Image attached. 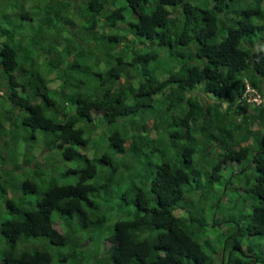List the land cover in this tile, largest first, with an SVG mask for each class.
Segmentation results:
<instances>
[{"label":"trees","instance_id":"1","mask_svg":"<svg viewBox=\"0 0 264 264\" xmlns=\"http://www.w3.org/2000/svg\"><path fill=\"white\" fill-rule=\"evenodd\" d=\"M115 1L50 0L38 13L26 10L23 0L17 21L29 24L7 17V28L0 29V111L9 107L18 121L10 122L12 140L41 132L49 148L56 145L65 160L83 164L74 170L75 183L53 184L36 208L14 196V190L38 193L29 175L33 162L15 168L24 174L21 184L3 185L0 171V264H76L86 253L92 264H264V138L258 132L264 125V0H212L208 7L189 0ZM127 10L135 17H126ZM70 13L85 17L84 35L70 38L69 27L79 28ZM163 59L169 64L162 69L157 62ZM56 74L59 90L49 88ZM248 86L260 103L247 102ZM155 118L161 129L156 140L148 127ZM141 132L148 133L147 143ZM250 147L256 175L242 186L223 172L240 163L246 168L235 176H246L242 163ZM168 149L178 151V161ZM198 151L200 163H194ZM142 154L144 175L127 168L130 157ZM122 167L132 173L127 188ZM101 190L102 199L94 202ZM212 203L235 212L224 223L239 228L220 239L214 255L201 243L206 230L195 215L204 217ZM56 210L66 223L77 218L82 232H59ZM112 210L120 215L104 239L100 232ZM176 210L188 215L178 217ZM19 243L24 251L17 254Z\"/></svg>","mask_w":264,"mask_h":264},{"label":"rangeland","instance_id":"2","mask_svg":"<svg viewBox=\"0 0 264 264\" xmlns=\"http://www.w3.org/2000/svg\"><path fill=\"white\" fill-rule=\"evenodd\" d=\"M48 1H50V0H24V2H25L24 4L26 5V10H30V9H32V7H35L38 9L37 10V11H39L38 13H40V12H42L45 4ZM51 1H54V0H51ZM62 1L72 2L74 0H62ZM109 1H112V0H109ZM189 1L193 4H201V6H205V7L210 6V3L212 2V0H189ZM15 2H16V4H15ZM19 2L23 3V0H0V19L4 18V23H1V21H0V29L5 28V27L7 28V26H5V24L7 25V21H6L7 17H15L16 23L22 24L24 26H27L29 24L28 21H25L23 19H22V22L17 21L18 17H22L20 13L23 11L22 7H17V4ZM115 3L118 5H123L126 3V0H116ZM35 4H37V5L39 4V8L37 6H35ZM19 5L22 6V4H19ZM14 6H16V7L14 8ZM77 8L79 9V5L77 6ZM125 15H126V17H129V19H131L130 18L131 15L133 17H135L134 14L132 12H130L129 10L126 11ZM68 16L73 17L75 20L74 22L79 25V28H77L75 30L72 29V27H69L71 30V32L69 31V33H68L70 35V38L76 34L84 35V31H82V28L85 26V17L83 16V14L70 13ZM52 17H58V16H52ZM136 20H137L136 18H133V21H136ZM61 24L64 25L63 23H61ZM58 27L60 28L59 31L62 32L63 28L60 25ZM64 27H66V26H64ZM54 28H55V26H53V29ZM1 33L2 32H0V34ZM54 34L55 33H52V35H54ZM54 45L58 46V49H57L58 51H62V48H60L61 47L60 44L56 43ZM157 47L158 46H156V48ZM165 52H166L165 49H161V54H162L163 58H166V56H164ZM157 63H158V66L162 69L164 67H166L167 64H169L167 59L159 60ZM57 78H58V75L56 74L54 76V79L58 80ZM56 87H58V85H56ZM197 94L200 95L203 100H206V101L210 100L208 95H206L203 91H200ZM68 107H70V109L72 108L71 105H69ZM155 107L157 110H159L160 106L157 103H155ZM9 111L12 113L13 110H11L9 107H4L0 111V171H1V173L4 172L5 174L4 173L3 174L6 176L5 180H3L2 183H3V185H6L9 181V182H13V184H15V183L21 184L22 181L24 180V174L23 175L22 174L17 175V173L14 172L16 170L15 168H17L18 165H22L21 169H23L25 167V163L33 162V164L30 167L33 168V170H34L35 169L34 164L39 162L41 164L40 165L41 170L38 171L37 175L34 178V180L37 181L38 186H39L38 193L37 194L29 193L27 195H20L19 197L16 196V195H18L17 192H16V195L14 194V196L17 197V200H19L20 198H25L27 200V202H29L27 207L36 208L38 205L39 198L43 197V195L45 194V191L50 186H53V184H55V183L64 184L67 182H74L75 183L79 177V174L75 173L74 170L77 169L78 167H81L83 164L79 166V164L77 163L78 161L65 160L61 156L60 151L56 147V145L54 147L49 148L46 145V140L45 139L43 140V136H42L41 132H37L36 133L37 137L34 139L30 138V139L24 140L25 137H21L19 139L20 141L12 140V138H13L12 130L14 129L15 126L13 127L10 122H12V121L15 122L17 120H16V118H12V114L9 113ZM72 113H73V111L70 112V116L72 115ZM156 121L157 120L155 118L154 120H150V122H148V127H150V131H149L150 137L149 138H152L154 140H156V138H160V133H161V129L160 130L158 129V125H157ZM258 128H259L258 132H260V136L262 138H264V125H258ZM84 129L89 130L90 127L86 125V126H84ZM13 131H15V130H13ZM23 133H24V131L19 133V135H22ZM140 136H141V140L146 141V139H147L146 137L148 136V133H146L144 135V133L141 132ZM48 140H49V138H48ZM99 142L101 145H104V146L106 145V147H107V143H106L104 136H102V138L99 140ZM146 143H147V141H146ZM250 143H252V141L248 142V144H250ZM97 144L100 146L99 143H97ZM77 147L80 149L81 152H83L82 146L81 147L77 146ZM106 147H104V149H106ZM144 147H145V149H148L147 144ZM197 147H198V150L202 149L199 142L197 144ZM46 149H48V150H46ZM250 149H251L250 150L251 155H250L249 159L242 163V166L247 165L246 176H239V175L237 177L235 176V173L242 172V170L244 168H246V167H244L242 169L240 163H233L232 165L231 164L227 165L226 166L227 171L223 172L224 175H226L227 177H230V179H234V181L236 183H241L242 186L244 184V181H247L248 179L253 181V178L256 175L255 167L252 164H250V162L253 160L254 154H256L255 148L250 147ZM109 150H110V148H108V151ZM108 151H106V152H108ZM167 152H168V155L172 161H178V159H177L178 151L177 150L168 149ZM145 156H146L145 154H142L140 156L130 157L127 168L128 169L132 168L133 170L135 168H137V172L142 173L144 175V172L148 171V168L145 166L146 161H143L142 164H139V165H138V163H140L142 159H145L147 157V156L146 157ZM200 159H201V153L198 151V153L196 154V156L194 158V163H200ZM117 160L119 161V163L125 164V161L124 162L121 161V158H118ZM251 165H252V168L250 167ZM5 166H7L8 170H9V174H6V167ZM98 167H99L101 172L105 171V168H106L105 165L98 164ZM33 170L31 172V174H33V172H34ZM69 170H72V172L69 173ZM22 171L23 170H21L20 172H22ZM120 175H125L126 179H128V184L126 185V188H127L129 183H131L130 176L132 177V173L128 174L122 167ZM98 179H99V181H98ZM98 179L92 180V183H94L96 181L101 182L100 180H103L104 178H98ZM4 181H6V182H4ZM7 186L9 187L8 190L10 192H11V190L15 189V188L13 189L12 186H9V185H7ZM242 186H238V188L241 190L242 188H240V187H242ZM224 191L227 192V190H224ZM216 192L218 194L217 198H219L221 195V190L216 191ZM232 192H233L232 188H230V190L226 193L229 199L235 198L234 197L235 193L234 192L232 193ZM103 193H104V191L101 190L100 192L96 193L95 195H92V200L94 202L95 201L99 202L103 197ZM233 199H231V200H233ZM102 207H104V205H101V208ZM195 207H198V204L195 205ZM213 207H214V203H212L210 205V207L206 211H204V214H205L204 217H201L200 216L201 214H199V213L195 214L197 216V219L199 220L198 224L200 225L201 223H204V225H200V227L203 228L204 230H206V233L201 237V243L206 248V251L212 255H214L212 249L216 250V251L221 250L222 242L220 239H223V237H225V238L230 237L232 234H234L235 231H237L239 229L237 227V225H235L234 223L233 224L231 223L232 226H230V228L226 223H224V221L230 220V217L233 216L235 214V212H233V211L231 212L230 210H228L226 208V205H221L220 208H215V209ZM110 212L111 213L109 216L108 211H106V214L108 216V222L106 223L104 229L100 232L101 234L104 235V239L106 236H109L114 231L115 222L118 218V215H120L119 213L114 212V210H112ZM181 213H182L181 216H183V217H186V215H188L184 211H181ZM5 214L6 213H4V215ZM181 216L178 215V217H181ZM62 217H63V214L60 212V210H56L54 212L55 223H56L57 219L62 221V225L59 223L56 224L55 228L57 230H59L61 233H65L66 231L69 230V231L74 233L73 235H79L80 232H82V227L78 228L77 218H74L69 223H66V221L64 222L62 220ZM203 219H204V221H203ZM219 223H222V224H219ZM229 225H230V223H229ZM208 229H210V230H208ZM221 235H223V236H221ZM206 237H209V238H207L208 240H206ZM251 237L252 236H250V238ZM243 239L248 240V238H246V237H243ZM38 241L42 242V241H44V239H36L35 240V242H38ZM261 243L263 244L262 248L264 250V239L263 238L261 239ZM23 251H24V247L21 243H19L18 248H17V254H20ZM56 251H57L56 253H58V254H64L66 251L67 252L69 251V247L66 249L56 248ZM255 252H257L258 256L263 257L260 255V254H262V252L260 250L259 251L255 250ZM89 258H91V256L86 253L84 255V260L82 262L78 261L76 264H92V261L89 260Z\"/></svg>","mask_w":264,"mask_h":264},{"label":"clouds","instance_id":"3","mask_svg":"<svg viewBox=\"0 0 264 264\" xmlns=\"http://www.w3.org/2000/svg\"><path fill=\"white\" fill-rule=\"evenodd\" d=\"M52 81H53V82H51V84L49 85V88H50V89H56V88H57L56 90H59V88L56 87V83H57V82L54 83V78L52 79ZM249 89L252 90V88H251L250 86H248V88H247V92H246V93H247V94H246L247 102H248V99H249V98H252V93H251V91H249ZM1 93H3V89L0 90V94H1ZM260 102H261V99H260ZM60 103H61V102H60ZM65 104H66V103H65ZM66 105L69 106L70 104H66ZM225 106H226V105H225ZM95 138H96V137H95ZM95 138H94V139H95ZM156 139H157V138H156ZM46 150H48V149H46ZM106 151H108V148L106 149ZM35 162H36V161H35ZM35 162H34V163H35ZM36 164H37V166H36ZM36 164H34V166H35V169H34V170H33V168H30L31 172H32V170H33V171H36V170H39V171H40V170H41V169H40L39 162H37ZM27 168H28V167H27ZM124 170H125V169H124ZM3 173H4V172H3ZM3 173H2L3 177H6V176L4 175L5 173H4V174H3ZM29 175H31V179L34 180V178H35V176H36V175L34 174V172H33V174L30 173ZM97 186H98V185H97ZM21 189H22V188H21ZM14 192H15V195H16V192H17V193H18L17 196L19 197L20 195L23 194V189H22V190H18V191H17V190H14ZM189 202H190V203H193V205L195 206V201H194V202L189 201ZM182 211H184V210H182ZM176 212H178V215H180L179 212H181V211H180V210H176ZM58 223L62 225V223H61L60 221H57V222L54 224V227H55L56 224H58ZM60 230H61V229H60ZM208 230H210V229H208ZM58 231H59V230H58ZM59 232H60V231H59ZM104 245H105V241H104ZM108 246H109V243H108ZM102 253H103V252H102Z\"/></svg>","mask_w":264,"mask_h":264},{"label":"built area","instance_id":"4","mask_svg":"<svg viewBox=\"0 0 264 264\" xmlns=\"http://www.w3.org/2000/svg\"><path fill=\"white\" fill-rule=\"evenodd\" d=\"M249 91H251L252 93V90L249 89ZM248 102H257V103H260V97L259 96H252V98H249L248 99Z\"/></svg>","mask_w":264,"mask_h":264}]
</instances>
